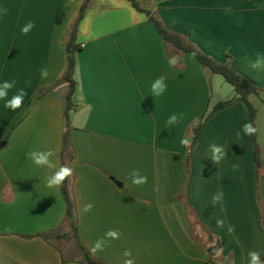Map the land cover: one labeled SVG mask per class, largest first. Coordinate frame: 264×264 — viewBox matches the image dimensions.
<instances>
[{"label":"crops","instance_id":"0c3cea01","mask_svg":"<svg viewBox=\"0 0 264 264\" xmlns=\"http://www.w3.org/2000/svg\"><path fill=\"white\" fill-rule=\"evenodd\" d=\"M137 1L169 31L230 64L259 89L248 95L254 122L223 76L189 53H168L154 24L129 0H92L86 8L76 35V88L67 120L68 85L50 87L67 69L65 42L84 0H0V8L8 9L0 15V83L17 80L0 99V141H6L0 148V264H88L64 222L62 185L46 186L54 170L26 159L30 151L52 149L62 165L67 128L65 163L73 169L69 189L78 240L94 261L123 264L126 249L135 264H249L250 251L263 261L264 69L250 65L264 56V0ZM28 21L36 26L22 35ZM161 75L167 91L156 97L151 85ZM19 88L27 91L23 106L5 108ZM173 114L183 118L170 126ZM245 123L255 128L260 165L254 133L240 131ZM213 143L227 153L218 164L211 161ZM134 169L147 176L146 184L132 183ZM217 191L224 198L213 205ZM87 203L92 210L82 212ZM229 225L235 227L231 234ZM110 229L120 239L91 254ZM55 231L64 236H41Z\"/></svg>","mask_w":264,"mask_h":264},{"label":"trees","instance_id":"16d2710c","mask_svg":"<svg viewBox=\"0 0 264 264\" xmlns=\"http://www.w3.org/2000/svg\"><path fill=\"white\" fill-rule=\"evenodd\" d=\"M92 0H84L80 11L76 17V19L73 21L69 33L67 35V40L65 42V47L68 53V66L62 77L57 81L55 84H53L50 88H54L60 84L66 83L69 87L68 95H67V105L65 108V116L68 120L69 117V110L73 107L72 102V95L76 88V81L74 79V70L76 66V59L74 52L78 48L75 41H76V35L78 31V25L80 21L82 20L85 10L88 7ZM131 4L138 10L143 13H145L149 20L154 24L160 35L162 36L166 49L168 50V53L175 52V53H181V54H191L204 68H208L213 74H220L223 76V78L226 80V82L230 83L236 92L237 95H240L242 99L247 103L251 118L254 122L256 110L255 108L249 103L248 101V95L252 93H258V88L254 86L252 83H250L246 78H244L242 75L237 73L228 63H220L215 61L210 56L203 53L201 50H199L195 45L188 42L183 36L179 35L178 33H174L169 31L161 21V19L154 13L149 10L142 9L138 3L137 0H129ZM49 89V88H48ZM45 91H41L39 93V96H41ZM227 102L221 103L218 106H221L223 104H226ZM195 137L189 152V156L191 155V152L194 150L198 135L200 132V127L195 128ZM254 142H255V162L257 165L261 164V155L259 151L258 144L255 141V132H254ZM71 150L70 148V138H69V130L68 128L65 130L63 135V147H62V165H66V157L67 152ZM69 181H64L62 184V194L64 197V200L67 205L66 215L64 218V222L70 227L71 233L74 236L76 242L79 244V246L82 248L84 252L83 261L88 264H102L99 262H96L92 259L88 251L79 243L78 235H77V218H76V212H75V204L71 197L70 189H69ZM53 235L57 237L64 236V234H60L59 231L53 232H46L41 234V236L50 241V239L53 237ZM264 261V258H263Z\"/></svg>","mask_w":264,"mask_h":264},{"label":"clouds","instance_id":"9594fccd","mask_svg":"<svg viewBox=\"0 0 264 264\" xmlns=\"http://www.w3.org/2000/svg\"><path fill=\"white\" fill-rule=\"evenodd\" d=\"M7 8H0V15H7ZM34 21H28L22 28L21 34L28 35L35 28ZM174 63V61H173ZM251 68L253 70L264 69V56L257 55L255 61L251 62ZM48 71L47 69H41V78H47ZM166 77L161 75L154 80L151 85V92L153 96L159 97L164 95L167 91ZM30 85V81H26ZM17 84V80L13 78L12 80H6L3 83H0V99H5L8 96L9 90L13 89ZM27 96V91L25 88L17 89L15 95L11 97V99L5 100L4 107L10 109L12 111H16L21 108L24 103V99ZM183 118V115L177 116L173 114L169 117L167 124L170 126H174L178 124ZM244 135H252L255 132V128L251 123H245L242 125L241 130ZM240 131L237 132V137L240 136ZM181 144L183 146H188L190 144V140L181 139ZM211 151V161L214 164H218L225 158L227 153L225 152L223 146H219L215 143L209 146ZM56 153L49 149L47 151H30L26 153V159L31 160L33 164L37 167L47 168L49 170H54L51 172L49 176L46 177V186L49 189L59 188L65 180H67L73 174V169L67 165H59L58 161L55 159ZM239 165L233 164V171L238 170ZM130 178L134 185L140 186L147 183V176L141 175L138 169H134L130 173ZM224 193L223 191H217L212 197V204L216 205L223 201ZM93 208L91 203L84 204L81 211L82 212H90ZM218 227H224V221L218 219L216 221ZM228 233L231 234L235 231V227L232 225L228 226ZM121 233L118 230L110 229L108 230L103 237L98 238L95 243L90 247L89 251L91 254L95 255L98 251H103L104 248L109 244L111 240H118L121 237ZM126 259L123 264H135V260L132 259L131 250H125L123 253ZM249 256V264H264V261L261 260L260 254L256 251H250L248 253Z\"/></svg>","mask_w":264,"mask_h":264},{"label":"water","instance_id":"95a60500","mask_svg":"<svg viewBox=\"0 0 264 264\" xmlns=\"http://www.w3.org/2000/svg\"><path fill=\"white\" fill-rule=\"evenodd\" d=\"M6 144V141H0V148H2Z\"/></svg>","mask_w":264,"mask_h":264}]
</instances>
